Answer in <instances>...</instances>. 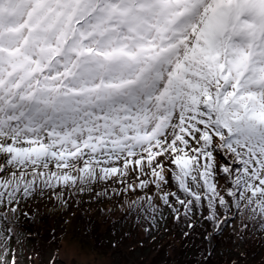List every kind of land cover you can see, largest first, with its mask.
<instances>
[{"label": "snow or ice", "instance_id": "snow-or-ice-1", "mask_svg": "<svg viewBox=\"0 0 264 264\" xmlns=\"http://www.w3.org/2000/svg\"><path fill=\"white\" fill-rule=\"evenodd\" d=\"M169 221L193 264H264V0H0V264Z\"/></svg>", "mask_w": 264, "mask_h": 264}, {"label": "rangeland", "instance_id": "rangeland-1", "mask_svg": "<svg viewBox=\"0 0 264 264\" xmlns=\"http://www.w3.org/2000/svg\"><path fill=\"white\" fill-rule=\"evenodd\" d=\"M96 205H90L88 210L85 211V206L82 204L79 212L76 213L77 222L73 223L70 227L74 231L80 230V221L82 217L80 212H83L86 216H92L96 221V230L93 236H102L105 241L110 243L111 236V221L113 218L120 215L119 210H114L112 216L104 219L103 224L99 221L101 217L95 213L94 209ZM44 211H47L45 208ZM51 226L49 220L42 228H39V235L41 241L48 239V229ZM59 227H69V225L57 224ZM119 228V225H116ZM169 231H161L154 233L157 236L155 242H150L151 237H148L145 241L144 247H131L128 241H125L119 246V252L112 254L103 251L107 249L109 243H96V247H92L90 243L91 238L84 243V251L81 255L73 256L69 251L62 249L61 254L58 256V264H82L86 261V264H173L174 259L179 253L181 260H184L190 264H193L196 250L202 245L199 234L193 236L191 239L182 238L180 229L169 221ZM259 259V254H257Z\"/></svg>", "mask_w": 264, "mask_h": 264}, {"label": "trees", "instance_id": "trees-1", "mask_svg": "<svg viewBox=\"0 0 264 264\" xmlns=\"http://www.w3.org/2000/svg\"><path fill=\"white\" fill-rule=\"evenodd\" d=\"M176 258H178V259H182V258H180V255H179L178 257H176ZM187 264H190V263L187 262Z\"/></svg>", "mask_w": 264, "mask_h": 264}]
</instances>
